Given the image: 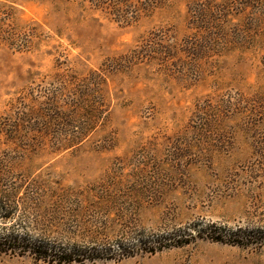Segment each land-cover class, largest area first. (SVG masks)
<instances>
[{
	"label": "rangeland",
	"instance_id": "obj_1",
	"mask_svg": "<svg viewBox=\"0 0 264 264\" xmlns=\"http://www.w3.org/2000/svg\"><path fill=\"white\" fill-rule=\"evenodd\" d=\"M101 1L0 0V122L22 124L16 107L48 116L32 121L47 135L20 126L34 138L24 148L0 135V165L18 160L16 221L27 216L25 198L37 222L83 196L90 233L80 237L76 218L60 238L55 223L42 238L94 240L113 250V260L75 264H264V240L243 247L202 232L264 234V46L242 43L246 14H230L221 0ZM213 4L222 12L214 8L218 18L203 25L195 10ZM211 36L217 49H194ZM75 87L79 94L70 92ZM91 99L104 107L89 136L67 142L72 148L55 141L50 133L74 122L65 114L83 116L75 107ZM57 102L54 118L47 108ZM179 229L193 233L190 245L155 254L136 246ZM120 244L134 249L124 255ZM0 264L49 263L3 255Z\"/></svg>",
	"mask_w": 264,
	"mask_h": 264
},
{
	"label": "trees",
	"instance_id": "obj_2",
	"mask_svg": "<svg viewBox=\"0 0 264 264\" xmlns=\"http://www.w3.org/2000/svg\"><path fill=\"white\" fill-rule=\"evenodd\" d=\"M221 1L222 3L228 5L227 12H230V14L231 12H234V10H237L239 15L246 14L244 18V24H242V28L240 29L243 39L242 43H245V46H248L249 44L251 45L252 41L254 40L257 47H259L260 44L264 46V13L261 10L263 9L262 7L264 5V0ZM96 2V5L104 4L101 0H96ZM214 8H217L218 12H222L221 10H219V7H216L214 4L212 7L206 10H195V12L200 14L199 19L203 25L209 24L211 19L215 21V19L211 18L210 16L218 18V13L214 11ZM249 10H253L254 12H249ZM255 15L258 17H254ZM200 22H198V28H201L200 30L205 29V31H207V27L201 25ZM207 32L209 33V31ZM212 37L213 36L209 37V45H197L194 47V49H217L215 47L217 39H213V43H215L213 44ZM154 41L156 42L154 44L160 46L159 42H157L156 39ZM144 47L148 48L147 45H145ZM190 48L193 49L192 46H190ZM101 78H103V76H101ZM77 91L78 88L75 87V89L71 90L70 92H74V94H79ZM85 96H87V98L89 96L90 98H92L89 94H86ZM57 98V96H54L53 99ZM89 103L91 105H88L87 101H85V105L87 107H75V109L78 108L79 110L85 111V114L83 116H81L79 112H71L70 114H65V117L73 119L74 122L79 125L77 126L76 124H74V122H64V125L69 126L67 127V129L69 128V130L63 129L61 132H51L50 135L54 136L53 138L55 139V141L64 142L65 144H68L65 145L66 147L72 148L73 146L70 145L71 143L67 142H71L72 139L74 140L73 142H75V140H83L89 136L90 132L99 122L100 117L103 113L99 112L100 106L102 108L104 107L102 102H98L96 99H91ZM57 104L59 103L57 102L55 105H53L52 108H47L48 112H56L54 118L59 117V115H61L57 113V109H59L57 108ZM14 112L16 115H21V113L23 114V116H21L22 118L20 119V122H22L23 125H27L28 128L33 129L28 130V132L42 133V131L33 128L34 125L32 121L34 120L33 118L37 117L38 113L41 112L43 116L48 117L46 115L47 113H45L44 110L41 109L39 111L35 108H25L24 110H22L16 107V110H14ZM82 118L85 119L86 122L82 123ZM17 120L18 122L13 121L12 119L5 121L4 123L0 122V135L7 136L8 141L13 142V144H16L19 148H24L22 144L32 142L34 138L29 133L27 135L22 130L20 126L23 125L19 124V118ZM29 124L31 125L29 126ZM72 127H74V130L70 129ZM47 134V131H43L42 134L38 135L39 137H41ZM27 146L35 147V145L30 144ZM17 161L18 160L13 159V157H9L8 159L4 158L2 159L0 165V256L31 255L35 261L49 264H75L84 263L85 261L113 260L111 257L113 250L92 246L94 243H96L94 240H91V244L85 245L73 243L71 241L63 242L62 240L54 241L42 238L43 232H50L48 227H53L54 223L57 224V234L60 238V236L65 231H69L71 229L68 228L66 222L75 221L74 219L76 218V221L79 223V228L82 230L78 232L82 233L80 237H86L85 234L90 233L86 230V225L88 224L86 217L89 213L87 212V207L84 205L85 202H83V199L85 197L83 196L77 198H72L73 196L68 197L63 205L61 203L59 204L62 205L61 207L53 206V209L49 208L48 210H46V212H44V218L38 217L41 220H37V222L34 221L35 213H31L30 209L27 206V202L25 203V201H27V198H25V201L21 204V211L24 212L27 216L23 217L24 220L22 221H16L15 214L17 213V211H20V202L16 200L15 197L20 190H23V187L13 188V186H11L13 174L17 169L15 168V163ZM36 194L38 193H33V195L29 196L33 199V204H37L36 206L38 210L42 211L44 209V205L40 202H35L37 200H40V197L38 195L35 196ZM65 205L68 207H66ZM12 219H14L13 222H16V224H12L10 227H8L6 221L11 222ZM45 223H47V227ZM5 224L6 226H3ZM1 226L4 228H2ZM202 232L208 237V239L214 242H220L225 244L231 243L243 247L247 246L250 243L260 242L261 240H264V234L261 235V237L259 235H249L246 238L240 237L237 234L227 236V231L225 228H218L216 226L209 227L208 229ZM36 234H39V236H36ZM193 238H195L193 236V233H187L186 230L179 229L168 234L157 236L154 239L141 240L140 243H138L136 246L138 249H140L146 254H155L157 252H162L166 249L183 248L185 246H188L193 242ZM244 238L247 239V241H244ZM119 248L124 255L129 254V252L134 249L133 247L125 246L123 244H120Z\"/></svg>",
	"mask_w": 264,
	"mask_h": 264
}]
</instances>
